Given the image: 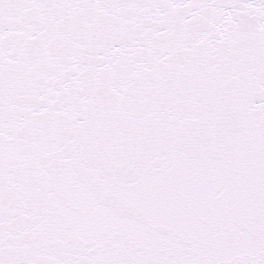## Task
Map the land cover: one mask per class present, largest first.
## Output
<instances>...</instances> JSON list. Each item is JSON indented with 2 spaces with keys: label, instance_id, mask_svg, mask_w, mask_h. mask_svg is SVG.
<instances>
[{
  "label": "snow or ice",
  "instance_id": "1",
  "mask_svg": "<svg viewBox=\"0 0 264 264\" xmlns=\"http://www.w3.org/2000/svg\"><path fill=\"white\" fill-rule=\"evenodd\" d=\"M0 264H264V0H0Z\"/></svg>",
  "mask_w": 264,
  "mask_h": 264
}]
</instances>
